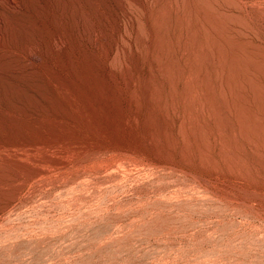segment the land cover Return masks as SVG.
<instances>
[{
  "label": "rangeland",
  "instance_id": "374dc122",
  "mask_svg": "<svg viewBox=\"0 0 264 264\" xmlns=\"http://www.w3.org/2000/svg\"><path fill=\"white\" fill-rule=\"evenodd\" d=\"M0 264H264V0H0Z\"/></svg>",
  "mask_w": 264,
  "mask_h": 264
},
{
  "label": "bare ground",
  "instance_id": "6f19581e",
  "mask_svg": "<svg viewBox=\"0 0 264 264\" xmlns=\"http://www.w3.org/2000/svg\"><path fill=\"white\" fill-rule=\"evenodd\" d=\"M14 1V0H13ZM4 3V2H3ZM5 5H7V4H5ZM9 5V4H8ZM9 7V6H8ZM11 9V8H10ZM18 9V8H17ZM12 10V9H11ZM6 13V12H5ZM2 16V15H1Z\"/></svg>",
  "mask_w": 264,
  "mask_h": 264
}]
</instances>
